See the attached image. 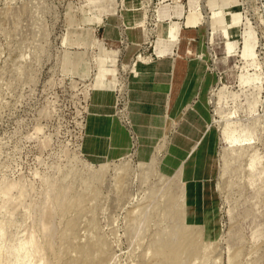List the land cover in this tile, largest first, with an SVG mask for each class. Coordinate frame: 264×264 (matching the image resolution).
I'll list each match as a JSON object with an SVG mask.
<instances>
[{
	"label": "rangeland",
	"instance_id": "obj_1",
	"mask_svg": "<svg viewBox=\"0 0 264 264\" xmlns=\"http://www.w3.org/2000/svg\"><path fill=\"white\" fill-rule=\"evenodd\" d=\"M9 184L0 264H264V0H0Z\"/></svg>",
	"mask_w": 264,
	"mask_h": 264
},
{
	"label": "bare ground",
	"instance_id": "obj_2",
	"mask_svg": "<svg viewBox=\"0 0 264 264\" xmlns=\"http://www.w3.org/2000/svg\"><path fill=\"white\" fill-rule=\"evenodd\" d=\"M232 144V143H231ZM10 185V184H9ZM9 185H7V186H3V187H1L0 188V193L3 195V199H4V201H5V198L6 199H8V197H9V191L13 188V187H15V185L14 184H12V185H14V186H9ZM18 185V184H17ZM19 193V192H18ZM23 191H20V197L21 196H23ZM18 196V197H19ZM22 200V199H21ZM7 201V200H6ZM5 203V202H4ZM2 205H3V203H2ZM49 205V204H48ZM1 209H2V207H1ZM0 209V210H1ZM47 210V209H46ZM53 212V211H52ZM42 223V222H41ZM43 223H44V221H43ZM43 225V224H42ZM45 225V224H44ZM41 227V226H40ZM3 228H4V226H3ZM46 232H48V229H45L44 230V233H46ZM3 236H4V231H3V229L2 230H0V239L1 238H3ZM34 238V237H33ZM30 239V238H29ZM48 239H49V237H48ZM32 247H36V240H35V238H34V240L33 239H31L30 241H27L26 243H17V244H15L14 246H13V250H14V255H15V261H14V264H22L23 263V261H24V259L26 258V256L28 255V253L30 252V250H31V248ZM37 249V248H36ZM39 251V250H38ZM35 253L37 254L38 252L37 251H35ZM35 256V255H34ZM1 259V258H0ZM45 259V258H44Z\"/></svg>",
	"mask_w": 264,
	"mask_h": 264
}]
</instances>
